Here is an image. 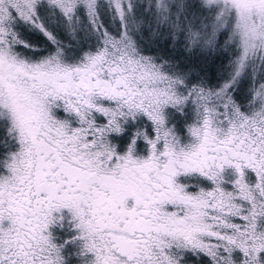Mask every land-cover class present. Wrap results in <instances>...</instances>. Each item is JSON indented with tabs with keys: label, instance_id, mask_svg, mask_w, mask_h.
Instances as JSON below:
<instances>
[{
	"label": "snow or ice",
	"instance_id": "6c2138e0",
	"mask_svg": "<svg viewBox=\"0 0 264 264\" xmlns=\"http://www.w3.org/2000/svg\"><path fill=\"white\" fill-rule=\"evenodd\" d=\"M0 264H264V0H0Z\"/></svg>",
	"mask_w": 264,
	"mask_h": 264
}]
</instances>
